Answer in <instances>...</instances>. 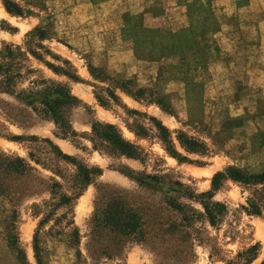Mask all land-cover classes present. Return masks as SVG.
<instances>
[{
  "label": "rangeland",
  "instance_id": "1",
  "mask_svg": "<svg viewBox=\"0 0 264 264\" xmlns=\"http://www.w3.org/2000/svg\"><path fill=\"white\" fill-rule=\"evenodd\" d=\"M15 1L23 8L21 16L7 13L0 0V63L20 73L9 85L0 74V264H262L264 182L226 178L210 198L200 193L211 190L212 176L230 166L249 174L264 172V134H250L256 123L264 131V103H259L264 95H257L247 127L244 119L226 118V95L220 97V107L200 103L186 111L180 104L182 110L176 111L170 104V110L169 97L160 89L173 86L160 81L166 75L162 71L157 88L145 87L144 96L135 99L114 82L135 81L132 75L106 72L111 78H105L89 68L99 67L94 61L106 63L101 29L107 8L99 5L101 0ZM37 28L46 32L44 38L37 36ZM46 62L68 69L79 80L54 73ZM39 80L45 83H34ZM45 85L64 86L73 97L59 107L58 122L32 110L24 99L28 91L36 98L40 93L33 92ZM158 97L164 105L154 102ZM40 99L42 95L36 99L38 107ZM151 117L168 129L170 145L186 160L168 153ZM62 121L75 135L62 133ZM107 123L137 148L135 157L120 153L94 132L92 125ZM179 133L203 143L205 151H186ZM17 158L24 160L23 172L5 169ZM80 166L89 171L88 183L82 181ZM63 196L73 199L61 203ZM113 201L140 216L137 234L94 226L97 208ZM202 201L215 207V225ZM255 244V257L248 259L252 253L246 250Z\"/></svg>",
  "mask_w": 264,
  "mask_h": 264
},
{
  "label": "crops",
  "instance_id": "2",
  "mask_svg": "<svg viewBox=\"0 0 264 264\" xmlns=\"http://www.w3.org/2000/svg\"><path fill=\"white\" fill-rule=\"evenodd\" d=\"M99 5L107 8L101 29L105 49L101 57L106 63L94 61L95 66L115 75L130 74L143 88H157L162 71L166 75L160 81L173 88L159 89L173 110L181 111L180 104L186 111L200 103L219 106L226 95L229 100L222 107L226 118L244 119L245 127L252 121L249 114L257 95H264V0H101ZM139 27L196 34L186 33L181 43H167L163 54L143 40L137 53L130 33ZM254 126L251 135L258 130L264 134L259 123Z\"/></svg>",
  "mask_w": 264,
  "mask_h": 264
},
{
  "label": "trees",
  "instance_id": "3",
  "mask_svg": "<svg viewBox=\"0 0 264 264\" xmlns=\"http://www.w3.org/2000/svg\"><path fill=\"white\" fill-rule=\"evenodd\" d=\"M2 4L6 10L7 13L15 16H21L23 14V8L20 6L18 2L15 0H1ZM130 22V19H129ZM137 26V25H136ZM37 36L42 39L45 37L46 32L43 29L37 28ZM186 32L179 33V34H170L168 32H165L160 29H147V28H141L139 27V30H135L130 33V35L133 37L134 43H135V50L138 53V45H140V42H143V40H149L153 44V49L156 48L159 53L163 54L164 52V45L171 41H177V43H181V37L185 36ZM31 54L36 57L37 59H41V54L37 51H30ZM151 56V55H149ZM57 58V57H56ZM63 63L68 64L67 60H64ZM46 65L57 74H63L67 76L68 78L73 79L74 81H78L79 78L72 72H70L68 69L63 68L59 65H54L50 62H46ZM12 65H3L0 63V74L4 76L3 82L7 83L9 85L10 81L15 79L20 75L18 72H13L11 70ZM89 68L92 71H97L98 73H102L105 78H111L105 70L102 67H92L89 65ZM116 84V88L120 91L126 93L127 95L133 97V98H141L144 96L145 88L137 86L136 82L133 81V79H126L125 81H118L114 80ZM34 83H45L43 80L36 81ZM133 88V92L131 91ZM34 91L33 93L39 92L40 95L36 98L31 93L32 91H28V95L24 98L29 106L32 107V110L39 112L45 116H50L55 122H58V110L59 107L63 104L67 103V100L70 98H73L69 95V91L64 86H47L45 85L42 89ZM58 92L59 98H54L53 96L56 95ZM64 92V93H63ZM108 96L116 100L117 96L114 93L113 90L107 88ZM42 95V99L38 101V104L41 105V107H38L36 105L37 100ZM31 98V99H30ZM30 99V100H29ZM99 103L101 105H105L104 101L102 99H98ZM157 101V102H156ZM158 105L162 104L164 105V101L158 97L154 101ZM170 108V104L167 103ZM171 110V108H170ZM172 115V111L169 113ZM151 120L154 123V126L156 127L160 138L167 144V151L168 153L175 158H178L179 161L186 160L185 157H179L178 153L172 148L169 142V131L168 129L161 123V121L157 120L155 117H151ZM61 126L62 133L65 135L73 134L75 133L70 129L69 127H66V123L63 121L59 125ZM92 128L95 133L99 134V136L106 142H108L111 146H113L115 149H117L120 153L125 154L127 156L135 157L137 155V148L127 140L123 139L122 136L118 133L115 126L113 124H98V125H92ZM177 139L179 141V144L181 147H183L188 152H204L205 151V145L201 142H199L196 139H193L191 137H187L184 134L179 133L177 136ZM62 154V153H60ZM64 158L69 159L67 155L62 154ZM5 168V167H4ZM3 169V167L0 165V170ZM5 169L12 170L14 172H23L25 169L24 160L21 158H17L15 162H10L6 165ZM79 170L82 174V181L84 183H88L89 177H88V169L85 167H79ZM99 170V169H95ZM147 178L158 181L157 176H151L147 175ZM230 179L239 183L243 184H254V183H263L264 182V172L262 173H254L249 174L246 173L238 168L235 167H227L223 171H218L212 176L211 185L212 189L209 191H204L200 193V197H208L210 198L212 196V190L216 191L219 186L220 182L223 179ZM71 197L63 196L61 199V203H68L71 201ZM202 206L204 209V212L206 214V217L211 225H215L216 223V217L218 215L217 212H215L213 209L215 208L210 203L206 201H202ZM215 206L223 207V204L216 203ZM254 213L258 214V209L255 207ZM92 222L95 227H109L112 231H115L121 235H133L137 234L139 228H140V216L137 214L136 211L131 209L130 207H127L123 204H121L118 201H113L111 203H108L105 207H99L97 208V212L95 213L94 218L92 219ZM257 249V244L252 245L246 250V253L250 254L251 256L248 257L253 259L255 257V251ZM35 247V251H36ZM262 264H264V260L262 261Z\"/></svg>",
  "mask_w": 264,
  "mask_h": 264
},
{
  "label": "bare ground",
  "instance_id": "4",
  "mask_svg": "<svg viewBox=\"0 0 264 264\" xmlns=\"http://www.w3.org/2000/svg\"><path fill=\"white\" fill-rule=\"evenodd\" d=\"M3 13V12H2ZM5 15V14H4ZM168 120L170 119V118H167Z\"/></svg>",
  "mask_w": 264,
  "mask_h": 264
}]
</instances>
